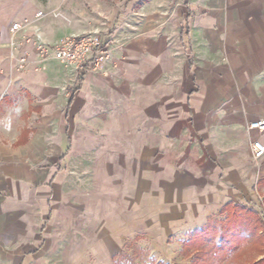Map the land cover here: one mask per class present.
<instances>
[{"label":"crops","instance_id":"0c3cea01","mask_svg":"<svg viewBox=\"0 0 264 264\" xmlns=\"http://www.w3.org/2000/svg\"><path fill=\"white\" fill-rule=\"evenodd\" d=\"M6 7L0 264H114L136 249L189 264L182 243L224 206L258 210L264 0L119 3L92 30L118 48L111 61L76 76L12 36L34 15ZM29 31L63 38L46 22Z\"/></svg>","mask_w":264,"mask_h":264},{"label":"rangeland","instance_id":"374dc122","mask_svg":"<svg viewBox=\"0 0 264 264\" xmlns=\"http://www.w3.org/2000/svg\"><path fill=\"white\" fill-rule=\"evenodd\" d=\"M128 1L131 0H0V28L4 21L6 4L15 3V5L19 6L18 9L24 16L33 13L34 18L30 21L35 26L39 22H46V24L51 26V30L58 32L61 37H71L81 34V32L99 30L107 20L106 14L116 8L119 3L127 4ZM24 22L28 21L14 20L12 23ZM21 38H23L22 33ZM22 44L25 43L22 42ZM260 206L264 209V200ZM253 211L256 213L259 222L264 226V210L262 211L258 208V210ZM222 219L223 217L215 216L213 221ZM261 236L264 237V231ZM257 250L256 244L245 248L240 253L242 262L257 260ZM188 252H183L180 255L185 259L189 258L187 255L190 252ZM116 262L118 264H156L155 261L148 257L145 251L137 249L130 256H119Z\"/></svg>","mask_w":264,"mask_h":264},{"label":"trees","instance_id":"16d2710c","mask_svg":"<svg viewBox=\"0 0 264 264\" xmlns=\"http://www.w3.org/2000/svg\"><path fill=\"white\" fill-rule=\"evenodd\" d=\"M217 216L223 219H210L204 228L192 233L182 243L181 253L190 252L187 255L191 258L189 264H264V237L261 236L264 226L256 213L229 204ZM255 244L258 247L257 260L242 262L240 253ZM114 264L118 263L114 261Z\"/></svg>","mask_w":264,"mask_h":264},{"label":"built area","instance_id":"2783aa9c","mask_svg":"<svg viewBox=\"0 0 264 264\" xmlns=\"http://www.w3.org/2000/svg\"><path fill=\"white\" fill-rule=\"evenodd\" d=\"M31 22L15 23L10 28V33L15 36L22 33V42L31 45L39 55V61L57 60L65 70L76 76L88 71H103L106 62L112 59V53L117 50L115 46L104 41L98 31H90L71 37H63L54 44L44 43L33 31H29ZM20 64H26L24 56L19 59ZM25 66H28L27 64ZM254 131H264V121L258 120L249 125ZM252 159L258 161L264 157V146L259 142L250 145ZM262 211L264 209L259 206Z\"/></svg>","mask_w":264,"mask_h":264}]
</instances>
